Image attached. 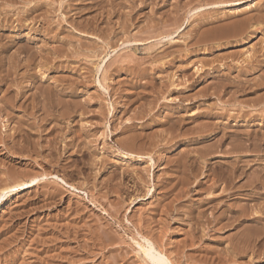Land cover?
<instances>
[{
	"label": "rangeland",
	"instance_id": "obj_1",
	"mask_svg": "<svg viewBox=\"0 0 264 264\" xmlns=\"http://www.w3.org/2000/svg\"><path fill=\"white\" fill-rule=\"evenodd\" d=\"M263 60L264 0H0V188L44 178L0 201V264H156L150 242L166 264H264V221L223 227L263 199L210 187L230 158L193 161L249 132L264 154Z\"/></svg>",
	"mask_w": 264,
	"mask_h": 264
},
{
	"label": "bare ground",
	"instance_id": "obj_2",
	"mask_svg": "<svg viewBox=\"0 0 264 264\" xmlns=\"http://www.w3.org/2000/svg\"><path fill=\"white\" fill-rule=\"evenodd\" d=\"M212 2V1H211ZM31 3V2H30ZM134 3V2H133ZM34 4V3H33ZM131 4V3H130ZM213 4V3H212ZM100 7V6H99ZM22 10V9H21ZM183 11V10H182ZM131 14V13H130ZM21 17V16H20ZM182 18V17H181ZM241 18V17H240ZM22 20V19H21ZM233 21H235V20H233ZM232 21V22H233ZM19 22H21V21H19ZM49 22H50V20H49ZM106 24V23H105ZM170 24H171V22H170ZM178 24V23H177ZM50 25V24H49ZM130 25V24H129ZM236 26H238V25H236ZM50 27V26H49ZM71 27H73V26H71ZM86 27V26H85ZM102 28V27H101ZM164 28V27H163ZM205 28V27H204ZM216 28H217V26H216ZM232 28V27H231ZM233 28H235V27H233ZM232 28V29H233ZM232 29H231V32H232ZM241 29H243V28H241ZM95 30V29H94ZM219 30V29H218ZM235 30V29H234ZM239 30V29H238ZM47 31V30H46ZM146 31V30H145ZM152 31V30H151ZM84 32V31H83ZM47 33V32H46ZM234 32H232V34H233ZM236 33H237V31H236ZM211 34V33H210ZM229 34H231V33H229ZM238 34V33H237ZM234 35H235V33H234ZM71 36V35H70ZM167 36V35H166ZM68 37V36H67ZM105 37V36H104ZM144 37V36H143ZM154 37V36H153ZM206 38V37H205ZM196 39V38H195ZM213 41V40H212ZM2 43V42H1ZM157 44V43H156ZM196 45V44H195ZM95 47V46H94ZM97 49V48H96ZM86 52V51H85ZM95 52V51H94ZM97 52V51H96ZM101 52V51H100ZM99 53V52H98ZM81 54V53H80ZM91 54V53H90ZM97 56V55H96ZM68 57H70V56H68ZM73 57V56H72ZM28 58H29V55H28ZM149 58V57H148ZM251 58V57H250ZM30 59V58H29ZM230 60V59H229ZM28 61V60H27ZM110 61V60H109ZM114 61V60H113ZM122 61V60H121ZM129 61V60H128ZM133 61V60H132ZM137 61V60H136ZM250 61V60H249ZM264 61V60H263ZM259 62V61H258ZM249 63V62H248ZM9 64V63H8ZM27 64H28V66H29V63L27 62ZM92 64V63H91ZM3 65V64H2ZM25 65V64H24ZM32 65V64H31ZM47 65V64H46ZM136 65H137V63H136ZM25 66H27V65H25ZM27 66V67H28ZM29 67H31V66H29ZM240 67V66H239ZM244 68V67H243ZM246 68V67H245ZM27 69H29V68H27ZM97 69V68H96ZM242 69V68H241ZM240 72V71H239ZM23 75V74H22ZM32 75V74H31ZM21 76V75H20ZM35 76H36V74H35ZM63 77V76H62ZM71 77V76H70ZM65 78V77H64ZM36 79V78H35ZM228 79V78H227ZM240 79V78H239ZM264 79V78H263ZM20 80V79H19ZM31 81H32V79H30ZM248 80V79H247ZM15 81V80H14ZM234 81V80H233ZM249 81V80H248ZM16 82V81H15ZM21 82V81H20ZM33 82V81H32ZM68 82H70V81H68ZM225 82H227V81H225ZM237 82V81H236ZM255 82H257V81H255ZM71 83H72V81H71ZM81 83V82H80ZM230 83V82H229ZM235 83V82H234ZM258 83V82H257ZM262 83V82H261ZM17 84V83H16ZM70 84V83H69ZM227 84V83H226ZM225 84V85H226ZM245 84V83H244ZM17 85H19V84H17ZM232 85V84H231ZM239 85V84H238ZM222 86V85H221ZM235 86H236V84H235ZM264 86V85H263ZM6 87V86H5ZM21 87V86H20ZM244 87V86H243ZM7 88V87H6ZM17 88H19V86L17 87ZM50 88V87H49ZM233 88V87H232ZM252 88V87H251ZM21 89V88H20ZM19 89V90H20ZM37 89V88H36ZM39 89V88H38ZM221 89V88H220ZM236 89V88H235ZM239 89V88H238ZM246 89V88H245ZM233 90V89H232ZM250 90V89H249ZM252 90V89H251ZM40 91V90H39ZM239 91V90H238ZM242 91V90H241ZM74 92V91H73ZM17 93H19V91H17ZM24 93V92H23ZM36 93V92H35ZM238 93V92H237ZM11 94V93H10ZM78 94V93H77ZM18 95H20V94H18ZM49 95H50V93H49ZM65 95V94H64ZM17 96V95H16ZM31 96V95H30ZM8 97V96H7ZM21 97V96H20ZM44 97V96H43ZM46 97V96H45ZM51 97V96H50ZM54 97V96H53ZM187 97V96H186ZM230 97V96H229ZM13 98H16V97H13ZM58 98V97H57ZM9 99V98H8ZM7 99V100H8ZM21 99V98H20ZM43 99V98H42ZM11 100V99H10ZM10 100H8V103H9V101ZM27 100V99H26ZM59 100H60V98H59ZM19 101V100H18ZM18 101L16 100L15 102H17L18 103ZM45 101H47V100H45ZM264 101V100H263ZM11 102V101H10ZM14 102V101H13ZM12 102V103H13ZM20 102V101H19ZM26 102V101H25ZM25 102H24V104H25ZM60 102V101H59ZM68 102V101H67ZM21 103H22V101H21ZM49 103V102H48ZM49 105V104H48ZM59 105V104H58ZM64 105V104H63ZM72 105V104H71ZM80 105V104H79ZM264 105V104H263ZM13 106V105H12ZM18 106V105H17ZM23 108H24V106L23 105H21ZM27 106V105H26ZM83 106V105H82ZM240 106V105H239ZM244 106V105H243ZM20 107V106H19ZM18 108V107H17ZM43 108H44V106H43ZM264 108V107H263ZM25 109V108H24ZM62 109V108H61ZM75 109V108H74ZM81 109V108H80ZM257 109H258V107H257ZM23 110V109H22ZM54 110V109H53ZM86 110H88V109H86ZM33 111V110H32ZM37 111V110H36ZM81 111V110H80ZM241 110H239V112H240ZM245 111V110H244ZM256 111V110H255ZM57 112V111H56ZM65 112V111H64ZM72 112V111H71ZM83 112V111H82ZM85 112V111H84ZM87 112V111H86ZM89 112V111H88ZM28 113V112H27ZM30 113V112H29ZM28 113V114H29ZM35 113V112H34ZM58 113V112H57ZM61 113V112H60ZM5 114V113H4ZM44 114V113H43ZM64 114H66V113H64ZM74 114V113H73ZM73 114H72V116H73ZM80 114V113H79ZM171 114V113H170ZM174 114V113H173ZM218 114V113H217ZM238 114V113H237ZM42 115V114H41ZM48 115V114H47ZM63 115V114H62ZM81 115V114H80ZM208 115V114H207ZM227 115V114H226ZM244 115H246V111H245V114L244 113H242L240 116H244ZM249 115V114H248ZM49 116V115H48ZM52 116V115H51ZM50 116V117H51ZM55 116V115H54ZM67 116V115H66ZM98 116V115H97ZM220 116V115H219ZM46 117V116H45ZM57 117V116H56ZM100 117V116H99ZM252 117V116H251ZM58 118V117H57ZM56 118V119H57ZM61 118V117H60ZM179 118V117H178ZM28 119V118H27ZM35 119V118H34ZM40 119H45V118H40ZM39 119V120H40ZM47 119V118H46ZM51 119H52V117H51ZM55 119V120H56ZM62 119V118H61ZM65 119V118H64ZM101 119V118H100ZM5 120V119H4ZM16 120V119H15ZM42 120V121H43ZM81 120V119H80ZM20 121V120H19ZM75 121V120H74ZM257 121V120H256ZM45 122H46V120H45ZM182 122V121H181ZM31 123V122H30ZM52 123V122H51ZM75 123V122H74ZM183 123V122H182ZM215 123V122H214ZM28 124V123H27ZM53 124V123H52ZM51 124V125H52ZM69 124V123H68ZM76 124V123H75ZM204 124V123H203ZM20 125V124H19ZM41 125V124H40ZM55 125V124H54ZM54 125H52V126H54ZM194 125V124H193ZM201 125V124H200ZM224 125V124H223ZM13 126V125H12ZM28 126H30V124L28 125ZM50 126V125H49ZM57 126V125H56ZM32 127V126H31ZM71 127V126H70ZM203 127V126H202ZM204 127H205V125H204ZM203 127V128H204ZM207 127H208V124H207ZM210 127V126H209ZM224 128H225V126H223ZM228 127V126H227ZM16 128H19V127H16ZM83 128V127H82ZM87 128V127H86ZM195 128V127H194ZM203 128H200L201 130L203 129ZM22 129V128H21ZM57 129H59L58 127H57ZM55 127H51V129H50V131H49V134L50 135H52V133H53V137L52 138H49L48 140H46V142H47V145H46V147L45 146H42V147H44V148H47V150H49L50 151V153L47 155V156H52V154L53 153H55V151L53 152V148H55V144H56V140H57V138L59 137H57V133L55 132V134H54V131H56L57 130ZM180 129V128H179ZM193 129V128H192ZM230 129V128H229ZM17 130H19V131H21L20 129H17ZM32 130V129H31ZM68 130V129H67ZM87 130V129H86ZM190 130V129H189ZM223 130V129H222ZM27 131V130H26ZM38 131V130H37ZM45 131V130H44ZM58 131V130H57ZM82 131H83V129H82ZM84 131H85V129H84ZM167 131H168V129H167ZM177 131V130H176ZM196 131V130H195ZM203 131H205V130H203ZM255 131V130H254ZM254 131H252V132H254ZM42 132V131H41ZM164 132V131H163ZM171 132V131H170ZM188 132V131H187ZM201 133L200 131H197L196 133ZM246 132H248V131H246L245 130V134H246ZM262 132V131H261ZM16 133H18V132H16ZM21 133H23V132H21ZM60 133V132H59ZM85 133V132H84ZM137 133V132H136ZM222 133V132H221ZM225 133V132H224ZM228 133V132H227ZM259 133V132H258ZM63 134V133H62ZM168 134V133H167ZM192 134V133H191ZM243 134V133H242ZM255 134V133H254ZM12 135V134H11ZM17 135V134H16ZM30 135V134H29ZM32 135V134H31ZM40 135V134H39ZM217 135V134H216ZM252 135H253V133L251 134L250 132L248 133V134H246V138L244 139V138H241L240 136L237 138V137H235L236 138V140L237 141H233V142H231V143H234L233 144V146H231L230 147V149H217L216 147H214V145H215V143H214V145L213 146H211L212 148L214 147V148H216L217 150H215V149H213V150H215V151H210L209 150V148H211V147H209V148H207L206 150H196L197 151V153L196 154H193L194 155V162L195 161H199V158H203V157H205L206 155H209L210 153H213V155L212 156H214V157H223V158H230V160H229V164H228V166L226 167V168H220V170L218 171V173H217V175H215L211 180H212V184H210V187L212 188L213 186H216L217 187V189H219L220 188V195H218V193H217V195L218 196H220V197H224L225 199L226 198H232V197H235V196H243L246 200H248L249 202L248 203H250V201H257L258 199H263V201H264V167H263V169H257V167H255V166H257V165H259L260 163V161H263L264 160V157L262 158L261 157V155L263 156L264 154H260L258 151H260V147H261V144H263V143H260V145H258V143H257V137H256V139H255V136L252 138ZM131 136V135H130ZM133 136V135H132ZM177 136H179V135H177ZM203 136V135H202ZM223 136V135H222ZM222 136H219V137H222ZM224 136H225V134H224ZM231 136V135H230ZM243 136V135H242ZM262 136H263V134H262ZM25 137V136H24ZM57 137V138H56ZM137 137H138V135H137ZM218 137V138H219ZM231 137H233V136H231ZM260 137H261V135H260ZM16 138V137H15ZM31 138L33 139V137L31 136ZM42 138V137H41ZM116 138V137H115ZM122 138H124V137H122ZM132 138V137H131ZM188 138V137H187ZM234 138V139H235ZM263 138V137H262ZM1 139H2V137H1ZM59 139V138H58ZM78 139V138H77ZM199 139H201V138H199ZM215 139H217V138H215ZM37 140V139H36ZM121 140V139H120ZM127 140H129V137H127ZM126 140V141H127ZM137 140H138V138H137ZM11 141V140H10ZM24 140H22V142H23ZM34 141H35V139H34ZM81 141V140H80ZM86 141V140H85ZM84 141V142H85ZM217 141V140H216ZM259 141L261 142V141H264L263 139H259ZM258 141V142H259ZM19 142V141H18ZM30 143V139H28V140H26V143ZM36 142V141H35ZM82 142V141H81ZM80 142V143H81ZM83 142V143H84ZM122 142V141H121ZM127 142H129V141H127ZM153 142V141H152ZM218 142H219V144H216L217 146H220L221 144L220 143H222V140L221 139H219L218 140ZM248 142V143H247ZM8 143H9V141H8ZM16 143V142H15ZM37 143H39V142H37ZM40 143H42V142H40ZM59 143V142H58ZM73 143L74 142H68L67 143V148L69 147V148H71L72 146H73ZM126 143V142H125ZM130 143V142H129ZM193 143V142H192ZM213 143V142H212ZM226 143V142H225ZM228 143V142H227ZM226 143V144H227ZM230 143V144H231ZM4 144V143H3ZM33 144L34 143H32V146H33ZM132 144V143H131ZM151 144V143H150ZM204 144V143H203ZM209 144V143H208ZM224 144V143H223ZM6 145V144H5ZM19 145V144H18ZM37 145V144H36ZM40 146H41V144H39ZM38 145V146H39ZM43 145V144H42ZM77 145V144H76ZM82 145V144H81ZM123 145V144H122ZM126 145V144H125ZM124 145V146H125ZM156 145V144H155ZM154 145V146H155ZM215 145V146H216ZM228 145V144H227ZM232 145V144H231ZM7 146V145H6ZM21 146H22V144H21ZM35 146V145H34ZM38 146H36V147H38ZM57 146V145H56ZM23 147H25L24 145H23ZM31 147V146H30ZM86 147V146H85ZM123 147V146H122ZM128 147V146H127ZM11 150H12V148L11 147H9ZM8 148V149H9ZM20 148V147H19ZM26 148V147H25ZM27 148H29V147H27ZM26 148V149H27ZM39 148V147H38ZM80 148V147H79ZM133 148V147H132ZM131 148V149H132ZM142 148V147H141ZM7 149V150H8ZM21 149H22V147H21ZM24 149V148H23ZM32 149V148H31ZM41 149V148H40ZM74 149V148H73ZM85 149V148H84ZM88 149V148H87ZM128 149H130V148H128ZM32 150H34V148L32 149ZM77 150V149H76ZM150 150V149H149ZM212 150V149H211ZM13 151V150H12ZM17 151V150H16ZM22 151V150H21ZM39 151V149H37V151L35 152V153H37ZM74 151V150H73ZM131 151V150H130ZM137 151V150H136ZM140 151V150H139ZM143 151V150H142ZM195 151V152H196ZM46 152V151H45ZM25 153V152H24ZM24 153H21V154H24ZM28 153V152H27ZM38 153H41V151L40 152H38ZM126 153V152H125ZM193 153V152H192ZM13 154V153H12ZM26 154V153H25ZM66 154V153H65ZM188 154V153H187ZM28 155V154H27ZM30 155V154H29ZM60 155V154H59ZM44 156V155H43ZM15 157H17V156H15ZM26 157V155L24 156V158ZM35 157V156H34ZM38 157H40V155L38 156ZM29 158V157H28ZM43 158V157H42ZM52 158V157H51ZM72 158V157H71ZM94 158V157H93ZM243 158H248V159H246V160H244ZM30 159V158H29ZM55 159H57V157L55 158ZM178 159V158H177ZM188 159H193V158H191V156H189L188 157ZM105 160V159H104ZM202 160V159H201ZM222 160V159H221ZM37 160H35V162H36ZM49 161V164L51 163L50 161L51 160H48ZM90 161V160H89ZM192 160H191V162H193ZM197 161V162H198ZM13 162V161H12ZM53 162V161H52ZM177 162V161H176ZM202 162V161H201ZM225 162V161H224ZM38 163V162H37ZM184 163H185V161H184ZM219 163V162H218ZM228 163V162H227ZM240 163H243L244 164V166H249L250 168H252L250 171H248L247 172V170H245V168H244V166L242 165V164H240ZM183 164V163H182ZM197 164V163H196ZM95 165V164H94ZM165 165V164H164ZM186 165V164H185ZM192 165V164H191ZM190 165V166H191ZM214 165V164H213ZM58 166V165H57ZM199 166V165H198ZM224 166V165H223ZM222 166V167H223ZM40 167V166H39ZM63 167V166H62ZM187 167V166H186ZM188 168V167H187ZM191 168V167H190ZM262 168V167H261ZM11 169V168H10ZM193 169V168H192ZM219 169V168H218ZM16 170V169H15ZM183 170V169H182ZM196 170V169H195ZM249 170V169H248ZM13 171V170H12ZM41 171V170H40ZM184 171V170H183ZM182 171V172H183ZM197 171V170H196ZM6 172V171H5ZM124 172V171H123ZM136 172V171H135ZM188 172V171H187ZM186 172V173H187ZM198 172V171H197ZM16 173V172H15ZM159 173V172H158ZM185 173V172H184ZM190 173V172H189ZM193 174H194V172H192ZM25 174V173H24ZM33 174V173H32ZM52 174V173H51ZM130 174V173H129ZM168 174V173H167ZM191 175V176H195V174L194 175ZM47 175V174H46ZM115 175V174H114ZM160 175V174H159ZM189 176V175H188ZM187 176V177H188ZM244 176H246V180H245V182L244 183H240L238 180H236V179H241V178H243ZM13 177V176H12ZM40 177V176H39ZM44 177V176H43ZM43 177H41V178H43ZM132 177V176H131ZM134 177V176H133ZM177 177V176H176ZM181 177V176H180ZM183 177V176H182ZM195 177H198V176H195ZM194 177V178H195ZM201 177V176H200ZM209 177H210V174H206L205 175V177H201L202 179H204V181H202V179H194V180H197V182L195 181V183H197L196 184V186H203L208 180H209ZM212 177V176H211ZM22 178V177H21ZM29 178V177H28ZM46 178V177H45ZM129 178V177H128ZM13 179V178H12ZM20 179V178H19ZM44 179V178H43ZM43 179H39L38 177H33V178H31V179H29V180H27V181H23L22 180V182H19V183H16L15 181H14V183L13 184H7V185H5V187L3 186L2 188H0V201L1 200H4V198L7 196V195H9V194H11V193H14V192H17V191H19V190H21V189H23V188H27V187H31L32 185H37L40 181L39 180H43ZM61 180H62V178H60ZM120 179V178H119ZM186 179V178H185ZM188 180L189 179H192L191 177H189V178H187ZM206 179V180H205ZM15 180V179H14ZM16 180H18V178L16 179ZM55 180V179H54ZM59 180V179H58ZM7 181V180H6ZM184 181V180H183ZM193 181V180H192ZM243 181H244V179H243ZM5 182V181H4ZM56 182V185L57 184H59V183H57L58 181H54V183ZM60 182V181H59ZM104 182V181H103ZM115 182V181H114ZM185 182V181H184ZM188 182H191V180H189ZM187 181H186V183H188ZM237 182H239L238 184H237ZM3 183V182H2ZM1 183V184H2ZM101 183V182H100ZM210 183V182H209ZM44 185V184H43ZM67 185V184H66ZM82 185V184H81ZM187 185V184H186ZM238 185V186H237ZM2 186V185H1ZM46 186V185H45ZM117 186V185H116ZM179 186V185H178ZM181 186V185H180ZM207 186V185H206ZM206 186H205V188H206ZM209 186V185H208ZM108 188V187H107ZM198 188V187H197ZM242 188H244V189H242ZM258 188H261L263 191H258ZM189 189V188H188ZM260 189V190H261ZM89 190V189H88ZM201 190V189H200ZM207 190V189H206ZM58 191V190H57ZM61 191V190H60ZM54 192V191H53ZM52 192V193H53ZM56 192V191H55ZM203 192V191H202ZM207 192V191H206ZM48 193V192H47ZM102 193V192H101ZM55 194V193H54ZM104 194V193H103ZM167 194V193H166ZM117 195V194H116ZM51 196V195H50ZM54 196V195H53ZM242 197V198H243ZM243 198V199H244ZM214 199V198H213ZM212 199V200H213ZM216 199V198H215ZM220 199V198H219ZM240 199V198H239ZM211 200V201H212ZM217 200V199H216ZM228 200V199H227ZM168 201V200H167ZM171 201V200H170ZM41 202V201H40ZM47 202V201H46ZM169 202V201H168ZM239 201H237V203H238ZM254 202V203H255ZM34 203V202H33ZM223 203V202H222ZM209 204V203H208ZM236 204V203H235ZM240 202L238 203V204H236V205H233V207H231V210H229V212H231V213H234V215L232 216V220L231 221H229V220H227L226 221V223H224L223 224V227L224 226H226V225H232L233 223H235V222H237L236 224H234L235 226L236 225H238V224H240L241 223V221L242 220H246V216L248 217V219L247 220H250V221H254V222H258L259 223V221H264V215L263 214H258L256 211L253 213V203L252 204H250V206H248V205H244V203H241L240 205ZM264 204V203H263ZM79 205V204H78ZM213 205V204H212ZM230 205V204H229ZM255 205H257L256 203H255ZM216 206V205H215ZM119 207V206H118ZM256 206H254V208H255ZM261 207V209L263 208L264 209V206L262 207V206H260ZM229 208H230V206H229ZM31 209V208H30ZM259 209V208H258ZM28 210V209H27ZM256 210H257V207H256ZM67 211V210H66ZM258 211V210H257ZM264 212V211H263ZM221 214H225V211H222L221 212ZM17 215H19V214H17ZM74 215V214H73ZM200 215V214H199ZM232 215V214H231ZM114 216V215H113ZM225 216H226V214H225ZM228 216V215H227ZM66 217V216H65ZM186 217V216H185ZM200 217V216H199ZM204 217V216H203ZM229 217H231V216H229ZM229 217H227L228 219H229ZM201 218V217H200ZM215 218H217V216L215 217ZM222 218H224V216L222 217ZM161 219V218H160ZM197 219V218H196ZM204 219V218H203ZM226 219V218H225ZM159 220V219H158ZM164 220V219H163ZM68 221V220H67ZM215 221H216V219H215ZM217 221H219V220H217ZM220 222V221H219ZM56 223V222H55ZM88 223V222H87ZM189 223V222H188ZM6 224V223H5ZM68 224V223H67ZM70 224V223H69ZM101 224V223H100ZM162 224V223H161ZM207 224V223H206ZM219 224V223H218ZM253 224V223H252ZM242 225V224H241ZM264 225V224H263ZM22 226V225H21ZM39 226V225H38ZM75 226V225H74ZM104 226V225H103ZM102 226V227H103ZM244 226V225H243ZM40 227V226H39ZM77 227V226H76ZM146 227V226H145ZM163 227V226H162ZM201 227V226H200ZM263 227V226H262ZM22 228V227H21ZM47 228V227H46ZM91 228V227H90ZM157 228V227H156ZM18 229V228H17ZM20 229V228H19ZM104 229V228H103ZM223 229H225V228H223ZM245 229V228H244ZM252 229V228H251ZM259 229V228H258ZM261 229H263V228H260V232H261ZM81 230V229H80ZM100 230V229H99ZM248 230V229H247ZM93 231V230H92ZM101 231V230H100ZM106 231V230H105ZM127 231V230H126ZM242 231V230H241ZM264 231V229L262 230V232ZM94 232V231H93ZM130 232V231H129ZM236 232V231H235ZM99 233V232H98ZM100 233H103V232H100ZM199 233V232H198ZM202 233V232H201ZM243 233V232H242ZM241 233V234H242ZM248 233H249V231H248ZM257 233V232H256ZM241 234H239V235H241ZM262 234H264V232L262 233ZM194 235V234H193ZM250 235V234H249ZM105 236H107V235H105ZM237 236V235H236ZM246 236V235H245ZM243 237V236H242ZM248 237V236H247ZM7 238V237H6ZM101 238V237H100ZM190 238V237H189ZM238 238V237H237ZM106 239V238H105ZM249 239V238H248ZM264 239V238H263ZM34 240V239H33ZM48 240V239H47ZM238 240H239V238H238ZM240 240H242V239H240ZM250 240V239H249ZM109 241V240H108ZM237 242V241H236ZM108 243H110V242H108ZM182 243V242H181ZM140 244V243H139ZM138 244V245H139ZM146 244H148V241H147V243ZM232 244V243H231ZM140 245H142V244H140ZM139 245V246H140ZM145 245V244H144ZM245 245V244H244ZM251 245V244H250ZM148 246L149 247H145V246H140L141 248H139V249H142V252L144 253V255H146L147 257L149 256V258H153V260H154V262L156 263V264H166V262H167V259L165 258V256H164V254H162V253H160L159 251H161V250H159L158 248V250H156V247H154L152 244H151V242L148 244ZM232 246V245H231ZM238 247L239 246H237L236 245V248H237V251L239 252V250H238ZM246 247V246H245ZM247 247H249V246H247ZM246 247V248H247ZM252 247V246H251ZM235 248V249H236ZM240 248V247H239ZM245 248V249H246ZM255 248V247H254ZM253 248V249H254ZM251 249V248H250ZM3 250V249H2ZM242 250H243V248H242ZM247 250V249H246ZM254 251V250H253ZM125 252V251H124ZM153 252H155V254L156 255H154L153 254ZM163 252V251H162ZM241 252V251H240ZM239 252V253H240ZM195 253V252H194ZM97 254V253H96ZM111 254V253H110ZM114 254V253H113ZM118 254V253H117ZM225 254H227V253H225ZM233 254V253H232ZM194 255V254H193ZM228 255V254H227ZM234 255V254H233ZM29 256V255H28ZM113 256V255H112ZM241 256V255H240ZM203 257V256H202ZM234 257V256H233ZM15 258V257H14ZM106 258H108V257H106ZM111 258V257H110ZM232 258V257H231ZM21 259V258H20ZM67 259V258H66ZM145 259H146V257H145ZM194 259V258H193ZM236 260V259H235ZM9 261V260H8ZM23 261V260H22ZM203 261V260H202ZM217 261V260H216ZM26 262V261H25ZM215 262V261H214ZM78 263V262H77ZM168 263V262H167ZM171 264V263H170Z\"/></svg>",
	"mask_w": 264,
	"mask_h": 264
}]
</instances>
